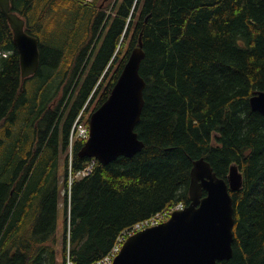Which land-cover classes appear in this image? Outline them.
<instances>
[{"label":"trees","instance_id":"obj_1","mask_svg":"<svg viewBox=\"0 0 264 264\" xmlns=\"http://www.w3.org/2000/svg\"><path fill=\"white\" fill-rule=\"evenodd\" d=\"M100 1L11 0L39 39L40 67L24 81L0 8V264H66L69 255L92 263L126 228L188 205L201 157L225 179L232 164L243 172V187L231 191L234 255L218 264H264V115L249 102L264 90V0ZM142 31L145 105L136 131L145 145L132 157L98 160L69 190L77 114L94 97L96 108L107 99ZM82 145L75 140L74 170L88 160L78 155ZM61 190L72 212L59 254L52 239Z\"/></svg>","mask_w":264,"mask_h":264},{"label":"water","instance_id":"obj_2","mask_svg":"<svg viewBox=\"0 0 264 264\" xmlns=\"http://www.w3.org/2000/svg\"><path fill=\"white\" fill-rule=\"evenodd\" d=\"M0 8L13 30L25 80L39 69V39L26 31V20L11 11V0H0ZM145 56L142 31L109 96L90 114V135L78 151L80 157H95L107 164L143 149L145 142L136 126L145 105L146 80L140 72ZM249 102L264 115V90L254 92ZM243 183L237 164L231 165L225 179L205 157L198 158L191 170L190 203L167 221L129 236L112 264H218L231 259L235 240L231 191L241 189Z\"/></svg>","mask_w":264,"mask_h":264},{"label":"built area","instance_id":"obj_3","mask_svg":"<svg viewBox=\"0 0 264 264\" xmlns=\"http://www.w3.org/2000/svg\"><path fill=\"white\" fill-rule=\"evenodd\" d=\"M76 128H77V136L79 138L86 139L89 136V129L87 126L81 125L80 123H78ZM94 166H95V160H92L84 168H82L76 172L71 171V173H70V185L73 183V181L76 178H82L85 176H89L93 172ZM183 207H184V204L179 203V204H176L175 206L165 208V209L153 214L152 216H150L146 219H142V220L136 222L135 224L130 226V228L124 230L118 236L114 246L111 248V250L105 256L96 260L95 262H93V264H111L112 261L114 260L115 256L118 254L120 247L123 245V242L126 240V238L129 235H131V234H133V233H135V232H137L143 228H146L149 226H154V225H157V224L165 221L166 219H168L171 216V214L175 210L182 209Z\"/></svg>","mask_w":264,"mask_h":264},{"label":"rangeland","instance_id":"obj_4","mask_svg":"<svg viewBox=\"0 0 264 264\" xmlns=\"http://www.w3.org/2000/svg\"><path fill=\"white\" fill-rule=\"evenodd\" d=\"M88 2L92 1V0H86ZM107 1V0H106ZM105 1V2H106ZM100 3H103V0L100 1ZM72 53V52H71ZM71 53H67L66 54V57H68ZM65 57V58H66ZM73 84V83H72ZM99 83H95L92 87V92H91V96L94 94V92L96 91L97 87H98ZM64 86V85H63ZM63 93H64V87H62L60 89V92L59 94L56 96V98L52 101L51 103V106L52 108H55L59 105L60 103V100L63 96ZM97 105V100L95 99V97L91 100V102L89 103L87 109L85 110V112L83 113V118L86 116V117H89L91 112L94 110V108L96 107ZM80 117L81 119V115H80V112H79V115H78V118ZM77 118V119H78ZM80 121V120H79ZM76 138V133L75 134H71L70 136V143H69V147L74 150V139ZM60 155L62 156L65 155L64 151L62 148H60ZM69 153V152H68ZM70 156V155H69ZM73 160L70 161V163L72 162ZM15 190V187H12V191L14 192ZM13 196H15V192L13 194ZM68 199L70 198V194L67 195ZM69 207L67 206L66 204V199H64V191L61 190V194H60V198H59V204H58V228H57V234H56V240L52 239L53 241V244L55 245V248L56 250L58 251V253L60 254V252L62 251V249L64 248V232H65V224H64V213L65 211H68ZM66 232L69 231V225L66 227ZM130 228V227H128ZM126 228V229H128ZM125 229V230H126ZM69 244V243H68ZM58 261L59 263H62V256H58ZM64 261H65V257H64Z\"/></svg>","mask_w":264,"mask_h":264},{"label":"bare ground","instance_id":"obj_5","mask_svg":"<svg viewBox=\"0 0 264 264\" xmlns=\"http://www.w3.org/2000/svg\"><path fill=\"white\" fill-rule=\"evenodd\" d=\"M21 89H22V88H21ZM22 90H23V89H22ZM78 115H79V113L77 114V117H76V119H75V121H74V125H73V129H72L71 134H72V133H73V134L76 133V135H77V128H76V126H77V124L79 123V120H80V117L78 118ZM77 118H78V119H77ZM70 136H71V135H70ZM73 164H74V162L72 161V162H71V165H73ZM68 187H69V185H68ZM69 200L72 201V194L70 195ZM68 212H72V207H71V206H69ZM70 232H71V229H70V226H69V231H67V233H68L67 247H68L69 250H71V242H70V241H71V240H70L71 235H70ZM68 243H69V244H68ZM122 247H123V246L120 247L118 253L121 252ZM65 262H66V261H65ZM66 264H75V263L70 259V255L68 256V261H67ZM90 264H93V262L90 263Z\"/></svg>","mask_w":264,"mask_h":264},{"label":"flooded vegetation","instance_id":"obj_6","mask_svg":"<svg viewBox=\"0 0 264 264\" xmlns=\"http://www.w3.org/2000/svg\"><path fill=\"white\" fill-rule=\"evenodd\" d=\"M91 161L89 160V161H86V165H88L89 163H90ZM85 166H82L80 169H82V168H84ZM73 169H74V167H72ZM80 169H78V170H80Z\"/></svg>","mask_w":264,"mask_h":264}]
</instances>
